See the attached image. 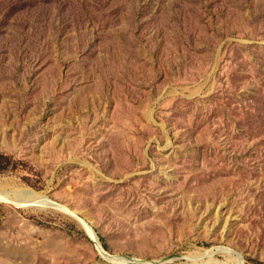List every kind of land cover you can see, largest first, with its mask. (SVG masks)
<instances>
[{"label": "rangeland", "instance_id": "1", "mask_svg": "<svg viewBox=\"0 0 264 264\" xmlns=\"http://www.w3.org/2000/svg\"><path fill=\"white\" fill-rule=\"evenodd\" d=\"M19 189L0 264H264V0H0Z\"/></svg>", "mask_w": 264, "mask_h": 264}, {"label": "bare ground", "instance_id": "2", "mask_svg": "<svg viewBox=\"0 0 264 264\" xmlns=\"http://www.w3.org/2000/svg\"><path fill=\"white\" fill-rule=\"evenodd\" d=\"M0 204H11L15 205L17 207L21 206H53L58 209H62L66 212H71L66 206L59 205L57 203H54L51 201L48 197L41 193H36L30 190H12V191H0ZM76 219L80 221V223L87 228L90 235L94 238L95 242L97 243V236L93 232V230L86 224L84 221H82L80 218H78L75 214H72ZM98 245V243H97ZM99 248V245H98ZM99 250L102 252V250L99 248ZM223 253H228L229 255L235 256L239 262H242V257L238 255L237 253H234L233 251L229 249H220ZM103 253V252H102ZM104 256L109 259L110 261L114 263H123L126 262V258L122 256H110L107 254V252L104 253ZM108 260V261H109ZM109 261V262H110Z\"/></svg>", "mask_w": 264, "mask_h": 264}, {"label": "water", "instance_id": "3", "mask_svg": "<svg viewBox=\"0 0 264 264\" xmlns=\"http://www.w3.org/2000/svg\"><path fill=\"white\" fill-rule=\"evenodd\" d=\"M97 243H98V245H99V248L102 250V252H103V255H104V253L106 252V250L103 248V246H102V244H101V242H100V240H99V238L97 237Z\"/></svg>", "mask_w": 264, "mask_h": 264}]
</instances>
